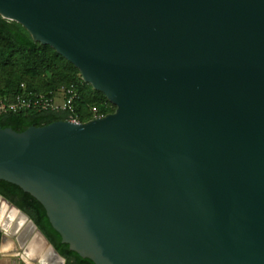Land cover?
I'll return each mask as SVG.
<instances>
[{"label": "water", "instance_id": "water-1", "mask_svg": "<svg viewBox=\"0 0 264 264\" xmlns=\"http://www.w3.org/2000/svg\"><path fill=\"white\" fill-rule=\"evenodd\" d=\"M0 16L117 106L0 128V180L34 196L70 250L94 264H264V0H0ZM23 226L0 228V251L16 237L29 264Z\"/></svg>", "mask_w": 264, "mask_h": 264}, {"label": "trees", "instance_id": "trees-1", "mask_svg": "<svg viewBox=\"0 0 264 264\" xmlns=\"http://www.w3.org/2000/svg\"><path fill=\"white\" fill-rule=\"evenodd\" d=\"M16 56H20L26 75L35 77L49 71L53 76L45 80L41 87L8 78L3 90L0 88V102L24 92L22 85H25V91L29 94L45 95L49 98L57 97L64 87L74 85L79 94V99L74 102L75 115L82 124L95 119L93 108H97V115L104 117L116 112L117 106L110 102L105 94L84 82L80 70L71 62L52 47L35 42L20 24L9 22L0 16V71L7 70ZM72 117L70 112L63 110L55 112L28 110L1 115L0 128L23 133L31 127H44L59 121H69ZM0 196L29 215L57 252L66 259V264H94L70 250V246L62 242V237L53 228L46 209L34 196L19 186L1 180ZM1 240L0 232V246Z\"/></svg>", "mask_w": 264, "mask_h": 264}, {"label": "built area", "instance_id": "built-area-1", "mask_svg": "<svg viewBox=\"0 0 264 264\" xmlns=\"http://www.w3.org/2000/svg\"><path fill=\"white\" fill-rule=\"evenodd\" d=\"M24 92L11 98L4 99L0 102V116L4 114H16L26 112L28 110H36L40 112L49 111H68L73 116L69 122L81 124L75 115L74 102L79 99L78 90L74 85L64 87L59 95L55 98H49L45 95H32L25 91V85H22ZM95 119L105 118L97 115V108H93Z\"/></svg>", "mask_w": 264, "mask_h": 264}, {"label": "rangeland", "instance_id": "rangeland-1", "mask_svg": "<svg viewBox=\"0 0 264 264\" xmlns=\"http://www.w3.org/2000/svg\"><path fill=\"white\" fill-rule=\"evenodd\" d=\"M80 75H81V73H80ZM52 76H53L52 73L49 71L46 73H43L39 76H35V77L26 75L25 71H24L23 62H22L20 56H16L13 59L12 64L8 67L7 70L0 71V88L3 90V88L6 85V81L8 78H12V79L17 80V81H23L27 85L30 84V85H34L36 87H41L43 85V83L45 82V80L52 78ZM0 203H1V199H0ZM0 212H1V209H0ZM1 216H2V213H0V228H5L4 226L7 225L6 220L1 221ZM5 229H7V228H5ZM13 242L16 245L14 254L12 255V252H11V253H8L9 256L12 255L11 257H8V256L0 257V261H4V259H9L11 262L13 261L16 264H28V263H24L22 260L24 252L19 247L20 244L18 243L16 237H14ZM25 257H27V256H25ZM28 260H30L29 264H39L38 262L32 261L29 258H28ZM53 263L57 264L55 261Z\"/></svg>", "mask_w": 264, "mask_h": 264}, {"label": "bare ground", "instance_id": "bare-ground-1", "mask_svg": "<svg viewBox=\"0 0 264 264\" xmlns=\"http://www.w3.org/2000/svg\"><path fill=\"white\" fill-rule=\"evenodd\" d=\"M0 209H1L0 213H2L1 221L6 220V224H7L4 227L7 228V230L8 229L12 230L13 225H14V227L16 224H17V226L18 225L19 226L24 225L23 227H25V228L23 230V233L20 236V241L22 243H24V241L27 238H31V240L34 242V246L37 247L36 249H33L32 251H30V253L28 254V257H30L31 260H33V261L38 260V258L40 259L39 254L43 250L45 255H44V258L42 259V263L43 264H55V263H53V262L51 263L49 261L48 256H47L48 250L46 249V251H45V245L42 243L40 237H38L35 234L34 229L32 228V226L30 224H28L25 217L20 216L15 210L11 209L3 201H1V203H0ZM16 229H17V227H16ZM36 243H37V245H36ZM15 246L16 245L14 242H9V243L3 245L4 248L2 247V250L8 252V251L12 250V248H15ZM39 250H40V253L37 252Z\"/></svg>", "mask_w": 264, "mask_h": 264}, {"label": "crops", "instance_id": "crops-1", "mask_svg": "<svg viewBox=\"0 0 264 264\" xmlns=\"http://www.w3.org/2000/svg\"><path fill=\"white\" fill-rule=\"evenodd\" d=\"M14 251H15V248H12V250H10L8 252L7 251L3 252V250H1L0 251V257H4V256L11 257L14 254ZM11 252H12V255L9 256L8 253H11ZM0 264H16V263H14L13 261L11 262L9 259H4V261H0Z\"/></svg>", "mask_w": 264, "mask_h": 264}]
</instances>
